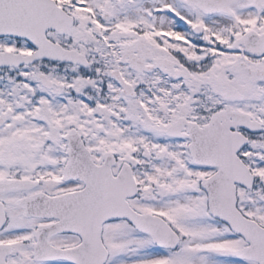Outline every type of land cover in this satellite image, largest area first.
<instances>
[{"label":"snow or ice","instance_id":"snow-or-ice-1","mask_svg":"<svg viewBox=\"0 0 264 264\" xmlns=\"http://www.w3.org/2000/svg\"><path fill=\"white\" fill-rule=\"evenodd\" d=\"M0 264H264V0H0Z\"/></svg>","mask_w":264,"mask_h":264}]
</instances>
